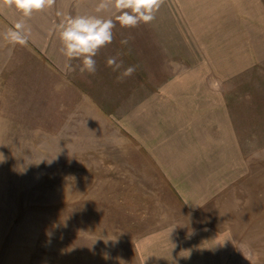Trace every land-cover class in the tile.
<instances>
[{"label": "rangeland", "instance_id": "374dc122", "mask_svg": "<svg viewBox=\"0 0 264 264\" xmlns=\"http://www.w3.org/2000/svg\"><path fill=\"white\" fill-rule=\"evenodd\" d=\"M7 29L0 264H264V0H164L95 74Z\"/></svg>", "mask_w": 264, "mask_h": 264}, {"label": "clouds", "instance_id": "9594fccd", "mask_svg": "<svg viewBox=\"0 0 264 264\" xmlns=\"http://www.w3.org/2000/svg\"><path fill=\"white\" fill-rule=\"evenodd\" d=\"M56 0H0V7H7L15 10L24 18H30L34 13L42 12L54 6ZM164 0H98L96 13L108 10H115V22L112 18H105L98 14H77L69 16L61 21L57 26L61 47V55L65 58L64 68L67 71L74 70L71 61L80 60V72L95 74L97 71V61L95 57L100 50L113 42V30L116 23L122 28H135L139 24L151 23L155 19V13L163 5ZM30 29L24 23L18 22L14 27L7 29L4 38L13 45H26ZM127 44V40L122 41ZM107 65L114 72L122 68V61L117 62L116 57H109ZM136 71L135 66H128L120 72V78L129 77ZM62 85L57 84L56 90L59 91ZM0 162L5 157L2 153ZM107 244L109 240L115 241L116 237L104 238Z\"/></svg>", "mask_w": 264, "mask_h": 264}, {"label": "crops", "instance_id": "0c3cea01", "mask_svg": "<svg viewBox=\"0 0 264 264\" xmlns=\"http://www.w3.org/2000/svg\"><path fill=\"white\" fill-rule=\"evenodd\" d=\"M97 3L98 0H56L53 7L34 13L30 18H24L19 12L7 7H0V21L8 28L18 22L24 23L30 29L28 44L61 69L66 63L59 51L61 42L57 31L62 20L77 14H98L113 20L118 15L115 10L96 13Z\"/></svg>", "mask_w": 264, "mask_h": 264}]
</instances>
